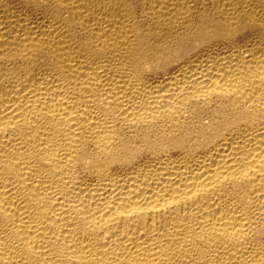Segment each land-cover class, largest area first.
I'll list each match as a JSON object with an SVG mask.
<instances>
[{
	"label": "bare ground",
	"instance_id": "bare-ground-1",
	"mask_svg": "<svg viewBox=\"0 0 264 264\" xmlns=\"http://www.w3.org/2000/svg\"><path fill=\"white\" fill-rule=\"evenodd\" d=\"M0 264H264V0H0Z\"/></svg>",
	"mask_w": 264,
	"mask_h": 264
}]
</instances>
